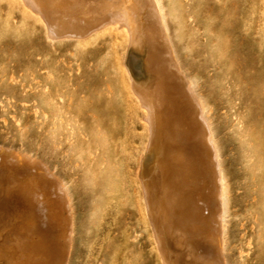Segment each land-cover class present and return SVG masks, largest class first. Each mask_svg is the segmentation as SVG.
Masks as SVG:
<instances>
[{
  "label": "rangeland",
  "instance_id": "374dc122",
  "mask_svg": "<svg viewBox=\"0 0 264 264\" xmlns=\"http://www.w3.org/2000/svg\"><path fill=\"white\" fill-rule=\"evenodd\" d=\"M42 1L48 7L79 4ZM161 4L168 29L161 31L159 45L174 44L168 47L211 111L208 115H212L228 183V252L233 264H264V1L161 0ZM18 5L19 0L13 5L0 0V145L42 160L67 182L81 225L71 234L73 247L65 264H161L157 248L145 241L147 230L131 218L132 200L112 185L102 193L99 183L104 176L113 177L118 170L121 175L128 164L133 165L127 143L141 149L147 133L143 120L134 122L143 108L132 90V75L141 84L149 77L134 76L132 63L123 59L128 32L123 29L125 35L121 27L111 25L116 38L108 28L111 37L106 29L101 39L102 28L76 47L68 38L48 37L44 19L23 16ZM78 6L81 12L89 8ZM164 34H169V42ZM142 42L134 47L142 58L139 71L147 72L144 55L149 47ZM73 91L72 106H66ZM60 110L64 114L61 133L56 125ZM130 122L136 135L127 138L124 128ZM68 123L77 129H70ZM22 128L24 142L18 137ZM158 137L161 155L169 150L163 140L176 145L162 132ZM116 150L120 159H110L105 174L100 172L101 154ZM145 173L151 177L153 166ZM182 189L194 193L190 186ZM7 204L17 215L11 199ZM22 212L25 217L26 209ZM27 213L32 217L31 206ZM25 223L21 219L16 225L23 229Z\"/></svg>",
  "mask_w": 264,
  "mask_h": 264
},
{
  "label": "bare ground",
  "instance_id": "6f19581e",
  "mask_svg": "<svg viewBox=\"0 0 264 264\" xmlns=\"http://www.w3.org/2000/svg\"><path fill=\"white\" fill-rule=\"evenodd\" d=\"M14 1L10 0V3L17 2ZM19 1L23 16L39 15L38 21L44 19L48 37L56 40L68 38L76 47L78 42L87 41L102 28L105 30H102L101 39L105 37L106 29L108 34L113 25L121 27V33L123 31L125 35L128 32L130 39L123 49V59L132 63L134 76L145 74L149 77L146 83L143 82L145 84H141L132 75V90L138 106L143 108L141 115H135L134 122L143 120L147 133L141 149L127 143L133 165L128 164L121 175L118 170L113 177L104 176L99 181L101 191L104 193L107 187L116 186L132 200L131 218L134 223H142L147 230L145 241L157 248L161 264H233L228 252V183L221 166L214 125L210 122L212 115H208L211 111L204 103L203 95L195 91V85L184 68L178 65L174 50L168 47L172 43L159 45L161 31L168 29L163 20L166 15L162 13L161 0H75L89 7L83 12L79 10V4L76 8L64 3L48 7L42 0ZM167 11L168 15L172 13L169 9ZM113 31L112 38L115 36ZM168 35L164 34L166 38ZM141 41L149 47L144 55L147 72L139 71L142 58L134 47ZM73 94L74 91L70 93L66 106H72ZM125 94L129 95V91ZM58 102L63 103L62 95L58 96ZM70 111L67 108V112ZM63 120L64 114L60 110L56 120L59 133ZM132 122L125 124L127 138L136 135ZM68 126L77 129L69 123ZM160 132L176 144L163 140L169 149L164 155L158 145ZM18 137L25 141L24 128L20 129ZM88 142H91L90 138ZM107 153L101 154L104 159L99 171L103 173L110 159H120L117 150L111 155ZM149 166H153L154 171L151 177L145 175ZM184 185L190 186L194 193L184 192ZM0 197V264L68 263L73 247L71 234L81 224L77 221L71 193L63 178L27 152L0 145ZM9 199L16 205L17 215L10 211ZM27 206H31L34 212L32 217L27 213ZM22 208L26 209L25 217ZM21 219L26 221L23 229L16 225ZM81 243L86 245V242ZM241 252H238L240 259Z\"/></svg>",
  "mask_w": 264,
  "mask_h": 264
}]
</instances>
